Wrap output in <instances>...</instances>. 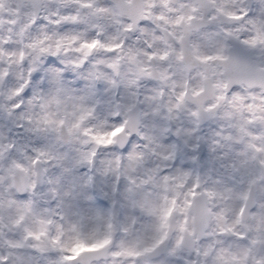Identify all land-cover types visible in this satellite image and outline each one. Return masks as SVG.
Listing matches in <instances>:
<instances>
[{
	"label": "clouds",
	"instance_id": "obj_1",
	"mask_svg": "<svg viewBox=\"0 0 264 264\" xmlns=\"http://www.w3.org/2000/svg\"><path fill=\"white\" fill-rule=\"evenodd\" d=\"M0 264H264V0H0Z\"/></svg>",
	"mask_w": 264,
	"mask_h": 264
}]
</instances>
